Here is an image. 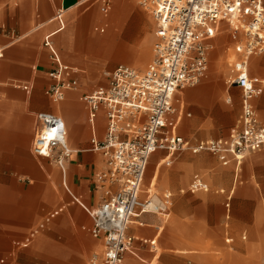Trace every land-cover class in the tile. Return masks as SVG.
Segmentation results:
<instances>
[{
    "label": "built area",
    "instance_id": "2783aa9c",
    "mask_svg": "<svg viewBox=\"0 0 264 264\" xmlns=\"http://www.w3.org/2000/svg\"><path fill=\"white\" fill-rule=\"evenodd\" d=\"M137 2L149 11L155 23L156 41L150 64L143 72L119 66L106 74V86L81 98L88 106L92 126L100 108L106 121L103 140L94 134L90 141L91 150L105 159L104 168L95 178L100 203L93 209L81 205L91 219V235L100 239L103 247L100 259L93 256L90 264H122L124 254L134 243L129 226L145 214L169 216V192L155 204L153 197L140 198L151 155L158 151L169 155L206 152L223 164L229 157L240 164L245 156L264 147V127L252 104L264 90V78H251L248 72L250 57L264 53V0ZM102 3L109 7L107 0ZM222 22L243 34V42L232 49L226 77L228 87L241 90V115L226 138L192 143L177 133L183 110L175 107V94L197 86L206 76L212 41ZM42 45L53 65L48 75L52 81L49 97L60 103L67 92L78 88L79 71L62 62L51 36H46ZM1 56L0 51V59ZM36 121L32 154L51 160L64 175L71 152L63 120L39 113ZM200 191L207 192L208 187L195 177L189 192Z\"/></svg>",
    "mask_w": 264,
    "mask_h": 264
},
{
    "label": "crops",
    "instance_id": "0c3cea01",
    "mask_svg": "<svg viewBox=\"0 0 264 264\" xmlns=\"http://www.w3.org/2000/svg\"><path fill=\"white\" fill-rule=\"evenodd\" d=\"M90 1L92 0H0V51L2 55L0 59V255L6 250L4 257L0 258V264L11 261L20 251L28 249L48 226L54 234V220L64 212L75 211L72 208L74 205L84 211L81 205L87 209H93L100 203V195L95 190V178L104 168L105 159L100 153L91 150L90 141L94 134L100 141L103 140L106 126L105 115L103 108H100L92 126L89 122L88 106L81 100L83 96L91 94L98 87L89 93L82 92L83 86L85 87L89 83L88 80L93 79L94 76L88 73L82 79V87H80V71L66 63L56 48L62 62L79 71V86L76 90L67 92L62 102H52L48 93L52 81L48 75L53 65L42 42L46 36H51L53 45L54 43L59 45L64 53L69 55L73 53L74 48L73 40L69 37L71 26L78 20L85 29L90 21H98L99 24L93 28L95 35H87L80 40L85 49H96L97 51L104 47L110 51L112 49V53L120 62L132 65L119 64L117 67L126 66L135 70H138L135 67L140 68L146 63L148 53L136 52L134 47L124 41L114 43L112 47L110 42L122 32L118 25H110L109 15L113 0H107L109 7H105L102 0L94 1V4L98 6V11L85 16L84 13L90 6L85 10L81 9ZM127 3L128 0H114L116 10ZM116 16L117 20H115L118 21L119 14ZM155 41L154 32L152 47ZM257 61L255 60L253 64ZM214 66H212L213 71L210 75L218 76L222 73L220 72L222 67L217 64ZM248 72L251 78H264L252 76L249 66ZM185 89L188 88L177 91L174 100L175 107L183 110L177 128V133L182 137L184 136L179 132L180 124L184 118L191 116L177 99L178 95L186 96L183 93ZM207 91L205 101L214 100L217 93L216 87H209ZM263 93L264 90L259 96ZM226 102L232 103L230 96L226 98ZM39 113L55 115L64 122L66 143L71 152L64 175L51 160L32 154V142L38 127L36 115ZM160 153L164 154L160 156ZM190 154L196 155L197 153ZM176 155H169L163 151L151 155V157H157L158 161L154 166L146 191L153 193L152 189L156 186L161 165L170 167ZM231 164L235 168V173H238L241 163L234 162V158L229 157L225 164L220 162L222 168H227ZM175 167L183 169L185 174L180 175L176 169H168L162 173L164 184L184 183L192 164L181 159L176 162ZM227 170L221 169L214 171L211 175H205L206 181L198 174L193 175L188 191L195 177H199L207 185V183H212L213 179H217V175H225ZM62 189L70 200H63ZM179 192L182 193L184 190L181 189ZM155 195L157 194L154 189L152 199L154 204L158 203ZM226 201L225 207L229 208L228 197ZM86 215L88 216L87 213ZM163 222L158 215L145 214L129 226L128 233L134 239L133 245L138 247L135 251L131 249L126 253L124 264H127L128 260L133 257L145 262V259L141 257L143 255L150 256V264L168 254L171 248H168L164 242V237L175 234V230L171 227L165 229ZM81 228L93 238L91 235L92 222L89 226ZM50 236L54 239V235ZM93 239L94 241L90 240L89 244L93 252L97 253L101 249L102 241ZM65 252L64 249L54 247L53 244L52 255L59 257ZM70 254L73 253L70 252ZM74 255V264H81L83 262L82 251L78 249Z\"/></svg>",
    "mask_w": 264,
    "mask_h": 264
},
{
    "label": "rangeland",
    "instance_id": "374dc122",
    "mask_svg": "<svg viewBox=\"0 0 264 264\" xmlns=\"http://www.w3.org/2000/svg\"><path fill=\"white\" fill-rule=\"evenodd\" d=\"M94 1L96 0L82 7L81 10H85L90 6L85 11V16L98 11V6L94 4ZM116 14H119L118 21H116ZM109 16L110 25H118L122 29L120 35L110 42L112 47L114 43L124 41L134 47L136 52L148 53L146 63L140 68L135 67L144 71L152 59L155 32L149 11L139 5L137 0H128L127 4L116 10L113 0ZM78 24L77 20L69 32V37L74 43L73 53L67 55L55 43L54 47L66 63L80 71V87H82V79L88 73L94 76L82 89V92L89 93L99 86H106V74L117 65H132L120 62L112 53V49L111 51L106 47L101 48L100 51L85 49L80 40L87 35H95L93 28L99 22L90 21L85 29ZM227 30L230 31V35ZM241 42H243L242 32L234 31L225 22L220 23L218 32L212 41L213 48L209 54L206 76L197 86L185 89L183 91L185 97L177 96L179 103L183 104L186 111L191 114L189 118L182 120L179 132L193 142L227 137L230 130L234 129L238 123L241 115V90L228 87L226 77L227 63L233 59L232 49ZM255 60L258 61L253 64ZM214 64L222 67L220 70L222 73L218 76L210 75ZM249 70L252 76L264 77V53L253 55V58L249 59ZM209 87H216V97L214 100L205 101ZM228 96L231 97L232 103L226 102ZM252 104L257 120L264 126V93L254 99ZM190 153L192 152L185 151L177 154L170 167L161 165L156 186L152 189L153 194L155 189L157 194L155 196L158 200L162 199L164 193L171 192L169 216L167 218L158 216V218L164 221L165 229L171 227L175 230V234L164 237V242L168 248H171L168 254L150 264H264V147L245 156L238 173H235L232 164L227 168H222L217 158L209 153H195L196 155ZM163 154L160 153V156ZM181 159L192 164L184 183L164 184L162 173L168 169H176L180 175L185 174L183 169L175 167L176 162ZM157 161V157H151L149 160L142 186L143 193L146 192ZM221 169L228 170L225 175H217V179H213L212 183L206 182L207 192L191 194L188 191L193 175L198 174L206 181L205 175H211L214 171ZM181 189L184 192L180 193ZM62 192H64L63 189ZM230 192V206L226 208L225 204ZM145 197V194L141 195V198ZM63 200H70L65 192ZM72 208L75 211L64 212L54 220V234L48 226L28 249L20 251L14 259L6 261L5 264H74L73 256L78 249L83 253L81 264H90L94 252L89 242L94 239L81 227H87L91 222L80 207L74 205ZM50 235H54V239ZM227 240L230 241L227 242ZM53 244L54 247L64 249L67 254L65 252L59 257L52 255ZM136 247L138 246L133 245L132 250L135 251ZM5 252L6 250L0 258L4 257ZM98 255L99 260L102 252ZM126 257L125 253L122 264ZM141 257L145 259V262L133 257L128 260L127 264H149L150 256Z\"/></svg>",
    "mask_w": 264,
    "mask_h": 264
},
{
    "label": "bare ground",
    "instance_id": "6f19581e",
    "mask_svg": "<svg viewBox=\"0 0 264 264\" xmlns=\"http://www.w3.org/2000/svg\"><path fill=\"white\" fill-rule=\"evenodd\" d=\"M227 33L229 34L230 33V31L229 30H227ZM230 35V34H229ZM253 57V56H252ZM251 57V58H252ZM143 181H144V178H143ZM143 181H142V186H143ZM142 186H141V195L142 194H145L146 196H149V197H154V194L152 193H150L149 191H146L145 193H143V191H142ZM153 199V198H152ZM102 250H103V247H102V245H101V249H100V251H98L97 253H94V255L93 256H95V257H98L99 255L98 254H100L101 252H102ZM131 250V249H130ZM129 250V251H130ZM128 253V252H127Z\"/></svg>",
    "mask_w": 264,
    "mask_h": 264
}]
</instances>
